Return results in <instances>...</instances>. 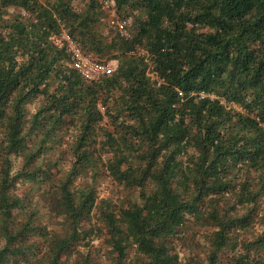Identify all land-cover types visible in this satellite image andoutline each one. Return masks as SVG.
I'll use <instances>...</instances> for the list:
<instances>
[{
	"label": "trees",
	"instance_id": "trees-1",
	"mask_svg": "<svg viewBox=\"0 0 264 264\" xmlns=\"http://www.w3.org/2000/svg\"><path fill=\"white\" fill-rule=\"evenodd\" d=\"M109 1L0 0V264H264V0Z\"/></svg>",
	"mask_w": 264,
	"mask_h": 264
},
{
	"label": "built area",
	"instance_id": "built-area-1",
	"mask_svg": "<svg viewBox=\"0 0 264 264\" xmlns=\"http://www.w3.org/2000/svg\"><path fill=\"white\" fill-rule=\"evenodd\" d=\"M101 10L108 15L111 24H115L118 33L125 35V23L114 21V3L109 0H96ZM114 22V23H113ZM65 51L69 56L70 66L87 83H93L103 76H109L113 73L116 65L97 59L91 54L83 52L77 44L70 38L67 31L62 29L60 34Z\"/></svg>",
	"mask_w": 264,
	"mask_h": 264
},
{
	"label": "rangeland",
	"instance_id": "rangeland-1",
	"mask_svg": "<svg viewBox=\"0 0 264 264\" xmlns=\"http://www.w3.org/2000/svg\"><path fill=\"white\" fill-rule=\"evenodd\" d=\"M106 62H109L110 64H112L113 66L117 64V61L114 60V59H104ZM70 159H64V161L61 162V164L59 165V170L55 171L54 172V176L56 178H60L64 173L65 171L67 170V166L69 164V161ZM23 193V194H22ZM15 194L17 196L21 195V196H24L25 195V190L23 189V187H19L18 190L15 191ZM26 196H29L30 198L32 197L31 194H26ZM101 196H105V197H109V198H112L114 197L112 195L111 192H105V194H101ZM35 197H34V201H35ZM33 204H36V202H34ZM37 206L40 207L39 209V212L40 214H44L47 210V205L43 204L41 205L40 203H37ZM44 222H49V219L46 215V219L44 220ZM62 223V219L61 218H57V220L55 222H49V225L51 226V229L53 230V232H58L61 228V224ZM96 244V243H95ZM183 245L180 244V248L183 249L182 247ZM77 256H73V257H69V259L65 262V258L62 257L61 259V264H78V260H77Z\"/></svg>",
	"mask_w": 264,
	"mask_h": 264
},
{
	"label": "clouds",
	"instance_id": "clouds-1",
	"mask_svg": "<svg viewBox=\"0 0 264 264\" xmlns=\"http://www.w3.org/2000/svg\"><path fill=\"white\" fill-rule=\"evenodd\" d=\"M98 59V58H97ZM99 60H102V61H105L104 59H99ZM106 62V61H105ZM117 65V64H116Z\"/></svg>",
	"mask_w": 264,
	"mask_h": 264
}]
</instances>
